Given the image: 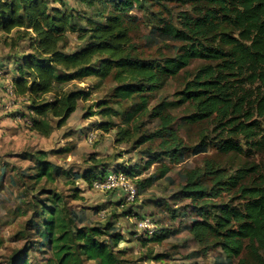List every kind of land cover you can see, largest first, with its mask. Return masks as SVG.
I'll return each mask as SVG.
<instances>
[{
    "label": "trees",
    "instance_id": "trees-1",
    "mask_svg": "<svg viewBox=\"0 0 264 264\" xmlns=\"http://www.w3.org/2000/svg\"><path fill=\"white\" fill-rule=\"evenodd\" d=\"M76 1L84 8H68L64 0H54L61 6L50 5L49 0H0V31L9 36V48L27 36L25 51L10 50L12 54L0 63V70L4 78L8 77L12 94L28 102L25 109L14 111L24 118L29 129L48 136L66 123L78 99L89 95L82 86L65 88L67 83L87 77L99 81L111 77L116 84L110 95L96 104L100 128L109 131L120 123L118 142L133 139L135 145H141L158 135L162 139L157 150H141V155L150 157L142 165L118 163L114 172L136 175L154 160H178L187 145L174 140L170 120L162 118L167 101L150 112L146 104L150 93L168 79L187 73L192 59H201L207 64L184 75L182 87L175 94L178 103L188 106L182 118L188 123H213L216 137L209 141L222 154L253 151L264 155V0H186L195 14L185 10L170 14V20L162 18L158 11L148 20L150 29L156 37L173 42L170 46L174 53L157 57L133 53L136 46L131 42L127 23L134 17L133 8L146 10L152 0ZM155 20L159 24L155 25ZM67 32L77 33L82 43L72 52L60 47ZM135 97L131 107H123V100ZM149 113L160 117L151 132L141 130L139 122L142 115ZM93 114L92 110L86 112ZM114 117L119 118L118 123L111 120ZM202 133L200 143L208 144L206 132ZM45 155L41 150L32 154L36 164L30 177L34 181H54L58 175ZM166 170L164 165L158 175H164ZM107 172L111 171L88 168L82 176L91 183ZM153 176L137 181V193L152 182ZM181 193L189 198L194 211L190 223L184 225L201 251L217 245L228 259L226 264H263L264 171L256 163L231 167L207 163L188 173ZM72 195L79 198L75 191ZM31 205L40 216L35 233L41 236L40 245L50 251L44 264H83V260L132 264L121 259L113 248L120 235H111L112 243L101 238L111 222L78 226L75 222L82 218L74 212L73 216L69 214L63 195L55 191L41 198L35 196ZM182 210L186 209L170 208L168 212L175 218ZM130 211L131 208L127 212ZM165 237V232L150 236L146 233L143 241L160 242ZM26 252L24 249L20 253ZM15 264L31 262L24 257Z\"/></svg>",
    "mask_w": 264,
    "mask_h": 264
},
{
    "label": "rangeland",
    "instance_id": "rangeland-1",
    "mask_svg": "<svg viewBox=\"0 0 264 264\" xmlns=\"http://www.w3.org/2000/svg\"><path fill=\"white\" fill-rule=\"evenodd\" d=\"M49 1L50 5L61 6L54 0ZM160 2L162 3L152 0L146 10V7L133 8L134 17L127 21L131 42L136 46L133 53L139 57H157L174 53L170 46L173 42L156 37V33L150 29L148 20L153 19L158 11L166 20L171 19L170 14L176 15L185 10L190 11V15L195 14L191 11V3L186 0ZM64 3L68 8L78 10L84 8V5L76 0H64ZM156 24H159L157 20ZM12 35L11 39L14 38L15 32ZM8 37L0 31V63L7 60L6 57L12 54L11 51H25L27 48V36L16 41L17 45L12 49L7 44L10 41ZM81 44L77 33L67 32L60 47L65 52H72ZM206 64L205 60L192 59L187 67V73L190 74ZM187 73L168 79L164 85L150 93L146 104L147 111L150 112L160 102L167 101L162 118L170 120V127L175 132L174 140L187 145V148L182 151L178 160L167 158L154 160L148 168H141L136 175L129 176L124 175L122 170L114 172L117 170L115 166L118 163L129 162L130 165L135 162L142 165L150 157L146 154L141 155V150L144 148L157 150L162 139L158 135L141 145H135L133 139L118 142L116 132L117 128L121 127L118 117L111 119L118 123L117 127L109 131L100 128L96 104L106 95H110L111 88L116 84L111 77L101 81L87 77L81 81L67 83L65 88L82 86L86 91L89 90V95L86 99H78L75 111L63 126L54 128L48 136H42L29 129L24 118L15 113L16 109H25L24 106L28 102L8 92L9 79L0 73V264H12L13 260L14 264L19 263L24 257L28 258L31 264H44L45 259L49 257L50 251L40 245L41 236L38 232L35 233L40 216L38 212H33L31 205V200L35 196L44 197L49 191L63 195L69 214L72 215L74 212L82 218V221L75 222L78 226L104 225L111 222L110 227L104 229L107 232L102 234L101 238L109 241L111 235H120L121 239L113 248L126 262L132 264L228 262L219 246L212 245L201 251L199 244L190 235L184 222L190 223V215L194 211L189 198L182 195L181 187L185 184L188 173L202 169L210 162L220 163L226 167L256 163L259 169L264 171V155L253 151H247L242 155L222 154L215 148L213 142L209 141L216 137L213 123L206 120L188 123L182 118L188 106L187 103H178L175 94L182 87V78L184 75L187 76ZM136 100V97L123 100L122 105L126 108L131 107ZM89 110L94 114L86 115ZM140 118L141 130L147 132L154 131L160 121V117L152 113L148 116L142 115ZM202 131L208 136H205L208 144L200 143ZM39 150L46 153L45 159L54 167L55 173H58L54 181L42 179L37 182L30 177L36 164L31 159L32 154ZM24 154L28 157H23ZM164 165L167 168L166 173L159 176ZM102 167L111 171L110 179L107 172L101 179L95 178L91 183L85 181L82 174L86 169L99 170ZM63 171L65 173H62ZM113 173L124 179L120 177L116 179L117 176L112 175ZM151 174H154L152 182L137 193V181L144 180ZM205 181L209 183L208 180ZM127 184L135 189L133 197L125 189ZM74 191L78 193L79 198L73 197ZM179 207L186 210H182L179 216L172 217L169 209ZM130 208L131 211L127 212ZM161 232H165L166 237L160 242L143 241L146 233L150 236ZM24 249L27 250L26 254L20 253ZM243 254L244 251L241 255ZM236 260L234 257V263ZM262 260L264 264V252ZM83 264L95 262L83 260ZM249 264L258 263L251 261Z\"/></svg>",
    "mask_w": 264,
    "mask_h": 264
},
{
    "label": "built area",
    "instance_id": "built-area-1",
    "mask_svg": "<svg viewBox=\"0 0 264 264\" xmlns=\"http://www.w3.org/2000/svg\"><path fill=\"white\" fill-rule=\"evenodd\" d=\"M0 73H1V70H0ZM8 92L12 94V88H11V86H9V90H8ZM112 175L117 176L116 179H117L118 177H120V175L117 174V173H113ZM107 177H108V178L111 177L110 172L108 173V176H107ZM109 179H110V178H109ZM120 179H124V178H123V177H120ZM104 180H105V179H104ZM111 181H113V180H111ZM107 184H109V183H107ZM113 185H114V184H113ZM122 185H125V184L122 183ZM127 185H128V184H127ZM125 189H126L127 191H129V193L132 195V197L135 195V189H134V187L132 188L130 185H128ZM130 190H131V191H130Z\"/></svg>",
    "mask_w": 264,
    "mask_h": 264
}]
</instances>
